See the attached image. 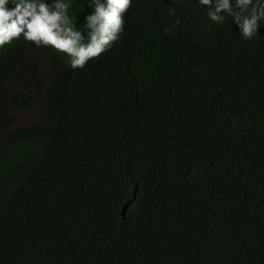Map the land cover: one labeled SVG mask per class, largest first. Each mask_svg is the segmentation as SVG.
Listing matches in <instances>:
<instances>
[{"label":"trees","instance_id":"16d2710c","mask_svg":"<svg viewBox=\"0 0 264 264\" xmlns=\"http://www.w3.org/2000/svg\"><path fill=\"white\" fill-rule=\"evenodd\" d=\"M260 31L137 0L83 69L1 51L0 264H264Z\"/></svg>","mask_w":264,"mask_h":264},{"label":"clouds","instance_id":"9594fccd","mask_svg":"<svg viewBox=\"0 0 264 264\" xmlns=\"http://www.w3.org/2000/svg\"><path fill=\"white\" fill-rule=\"evenodd\" d=\"M136 1L84 0L79 11L80 0H0V52L23 39L46 48L39 56L51 51L72 69H83L111 49ZM195 5L217 26L230 19L245 42L264 29V0H195Z\"/></svg>","mask_w":264,"mask_h":264},{"label":"rangeland","instance_id":"374dc122","mask_svg":"<svg viewBox=\"0 0 264 264\" xmlns=\"http://www.w3.org/2000/svg\"><path fill=\"white\" fill-rule=\"evenodd\" d=\"M14 116L16 117L18 123L25 122L30 119V115L27 112L18 113V111H14Z\"/></svg>","mask_w":264,"mask_h":264}]
</instances>
